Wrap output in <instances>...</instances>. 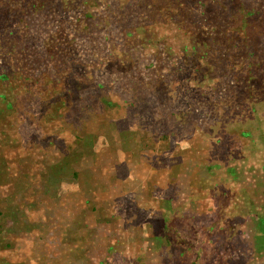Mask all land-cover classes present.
Wrapping results in <instances>:
<instances>
[{
	"label": "rangeland",
	"instance_id": "1",
	"mask_svg": "<svg viewBox=\"0 0 264 264\" xmlns=\"http://www.w3.org/2000/svg\"><path fill=\"white\" fill-rule=\"evenodd\" d=\"M0 264H264V0H0Z\"/></svg>",
	"mask_w": 264,
	"mask_h": 264
}]
</instances>
